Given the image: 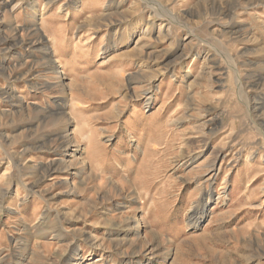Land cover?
<instances>
[{
  "label": "rangeland",
  "instance_id": "1",
  "mask_svg": "<svg viewBox=\"0 0 264 264\" xmlns=\"http://www.w3.org/2000/svg\"><path fill=\"white\" fill-rule=\"evenodd\" d=\"M0 264H264V0H0Z\"/></svg>",
  "mask_w": 264,
  "mask_h": 264
},
{
  "label": "bare ground",
  "instance_id": "2",
  "mask_svg": "<svg viewBox=\"0 0 264 264\" xmlns=\"http://www.w3.org/2000/svg\"><path fill=\"white\" fill-rule=\"evenodd\" d=\"M39 41L37 40L36 41V45H39V44H41L42 42H44L45 43V41L47 40V39H45V37H43V35L42 36H40L39 37ZM38 42V43H37ZM33 44V43H32ZM45 46V45H44ZM48 50V49H47ZM49 60L46 62V66H47V68L48 69H54L56 66H57V64H56V62H55V60L52 58V57H49L48 58ZM62 74H65V72H62ZM61 110L63 111V107L61 108ZM61 111V112H62ZM54 169V167H52V166H47V167H45L44 169H43V171L41 172L42 173V175H44L45 173H48V171L49 170H53ZM6 192H7V190H6ZM21 246V245H20ZM75 250V249H74ZM74 250H73V252H74ZM70 254H71V251L68 253V254H66V256L65 257H67L66 259L68 260L69 259V257H70Z\"/></svg>",
  "mask_w": 264,
  "mask_h": 264
},
{
  "label": "crops",
  "instance_id": "3",
  "mask_svg": "<svg viewBox=\"0 0 264 264\" xmlns=\"http://www.w3.org/2000/svg\"><path fill=\"white\" fill-rule=\"evenodd\" d=\"M24 248H25V246H24Z\"/></svg>",
  "mask_w": 264,
  "mask_h": 264
}]
</instances>
